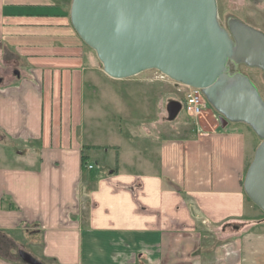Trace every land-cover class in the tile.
Returning <instances> with one entry per match:
<instances>
[{
  "label": "crops",
  "instance_id": "1",
  "mask_svg": "<svg viewBox=\"0 0 264 264\" xmlns=\"http://www.w3.org/2000/svg\"><path fill=\"white\" fill-rule=\"evenodd\" d=\"M72 2L0 0V144L24 146L13 158L0 145V264H26L22 252L41 264H264V219L242 183L245 124L195 126L155 148L147 132L105 125L126 108L145 121L147 90L125 98L129 79L104 73ZM91 157L105 177L84 169Z\"/></svg>",
  "mask_w": 264,
  "mask_h": 264
},
{
  "label": "water",
  "instance_id": "2",
  "mask_svg": "<svg viewBox=\"0 0 264 264\" xmlns=\"http://www.w3.org/2000/svg\"><path fill=\"white\" fill-rule=\"evenodd\" d=\"M71 23L111 79L157 71L202 90L223 123L250 127L262 142L243 186L264 213V101L251 80L228 70L230 62L264 70V34L235 21L230 35L218 22L217 0H73ZM181 111L171 102L169 120Z\"/></svg>",
  "mask_w": 264,
  "mask_h": 264
},
{
  "label": "rangeland",
  "instance_id": "3",
  "mask_svg": "<svg viewBox=\"0 0 264 264\" xmlns=\"http://www.w3.org/2000/svg\"><path fill=\"white\" fill-rule=\"evenodd\" d=\"M217 7L218 22L220 26L230 35V26L235 21H238L241 24L264 34V0H217ZM228 70L231 75L240 74L251 80L257 87L260 96L264 101V70L259 68H249L244 64H235L233 62L229 63ZM102 82L108 83L109 81L105 79ZM124 84L125 85L123 87L125 89L127 88L126 93L128 94L129 90H136L138 86L141 89L144 87V89L147 90L145 95L147 101V113L145 121H143L142 117H139V123L134 121V119H136L135 117L138 116L134 115L132 108H126V115L125 113L119 114L113 113L111 111V120H109V117H107V119H104V124L106 125L108 121H115V125L119 129H124V132L129 131L127 135L136 136L140 141L144 140V136L147 132L148 148L152 146L155 148L156 145L166 138L178 139L186 136L187 134L191 135L195 126L196 128H199V131L203 132L204 128H206L208 131L212 128L214 129V126H221V124L224 122L221 119L222 116L209 104V102L206 110L204 111L205 113L199 116L198 121L193 120L187 113L184 106V96L188 90L184 89L181 83L177 84V82L173 80L162 81L159 78L157 71L144 72L129 79L127 82H124ZM95 88L94 81L88 80L86 84V96L88 98L91 97L94 90H97ZM179 90L182 91V93ZM126 93V99L135 96L129 94L128 97ZM130 93L133 94V92ZM171 102H180L182 104V111L174 121L169 120L167 112L168 106ZM87 104L89 108L90 102ZM130 118L132 121H130ZM95 122L96 120L91 118L90 115L88 116L87 113V118L85 120L86 129L91 130ZM237 125L238 124H236V126ZM241 126L247 130V139L249 140L251 147V152L247 160V166H250L254 159L255 152L262 140L250 127L246 125ZM0 145L3 147V150L7 152V155L13 158H17L16 154L24 150V146L20 142ZM20 161L23 162L25 160L20 159ZM89 162L90 165L87 166L92 165L95 168L93 174L102 176L108 172L107 164H102L99 161L96 162L94 159H92V157L90 158ZM248 205L253 209V212H257L256 218H253L254 221H262V219H264V213L255 207L249 199ZM258 224L261 225V222H258Z\"/></svg>",
  "mask_w": 264,
  "mask_h": 264
},
{
  "label": "built area",
  "instance_id": "4",
  "mask_svg": "<svg viewBox=\"0 0 264 264\" xmlns=\"http://www.w3.org/2000/svg\"><path fill=\"white\" fill-rule=\"evenodd\" d=\"M158 76L162 81H171L167 76L161 74L158 72ZM182 87L188 92L186 93L185 97V109L189 116L193 120L199 119V116L203 115L205 113L208 106V101L206 99V96L204 95L203 91L197 88L189 87L182 84ZM180 91V90H179ZM182 93V91H180ZM86 169L91 170L92 166H86Z\"/></svg>",
  "mask_w": 264,
  "mask_h": 264
},
{
  "label": "trees",
  "instance_id": "5",
  "mask_svg": "<svg viewBox=\"0 0 264 264\" xmlns=\"http://www.w3.org/2000/svg\"><path fill=\"white\" fill-rule=\"evenodd\" d=\"M83 165H84V169H85V168H86V164H85V158H84ZM245 176H246V174H245ZM245 176H244V179H245ZM242 183L244 184V180H243V182H242Z\"/></svg>",
  "mask_w": 264,
  "mask_h": 264
},
{
  "label": "bare ground",
  "instance_id": "6",
  "mask_svg": "<svg viewBox=\"0 0 264 264\" xmlns=\"http://www.w3.org/2000/svg\"><path fill=\"white\" fill-rule=\"evenodd\" d=\"M178 84V83H177ZM207 99V98H206Z\"/></svg>",
  "mask_w": 264,
  "mask_h": 264
},
{
  "label": "flooded vegetation",
  "instance_id": "7",
  "mask_svg": "<svg viewBox=\"0 0 264 264\" xmlns=\"http://www.w3.org/2000/svg\"><path fill=\"white\" fill-rule=\"evenodd\" d=\"M182 105V104H181Z\"/></svg>",
  "mask_w": 264,
  "mask_h": 264
}]
</instances>
